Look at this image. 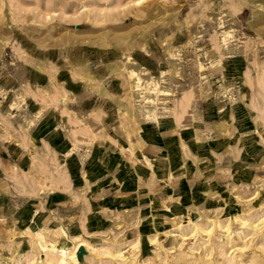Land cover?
<instances>
[{
  "label": "rangeland",
  "instance_id": "obj_1",
  "mask_svg": "<svg viewBox=\"0 0 264 264\" xmlns=\"http://www.w3.org/2000/svg\"><path fill=\"white\" fill-rule=\"evenodd\" d=\"M142 67L137 87L129 74ZM151 78L169 93H148ZM235 110L251 119L254 140L264 138V0H0V136L48 118L68 133L130 142L145 122L180 116L189 129L204 125L230 137L232 124L241 132ZM204 117L215 121L206 124ZM222 155L216 145V158ZM222 161L216 160V178L227 179ZM246 161L259 163L254 155ZM254 168L239 172L244 183L220 185L227 193L216 191L206 196L209 203L193 202L157 226L129 212L60 220L48 212L47 219L21 221L4 209L11 195L0 190V250L9 257L0 264H48L41 262L45 255L58 260L57 241L72 253L69 264H264V177L250 173L264 167ZM237 214L252 224L235 221ZM193 221L214 233L194 235ZM43 227L54 232L50 244L37 243L29 231ZM109 234L118 242L105 240ZM109 248L126 259L104 254Z\"/></svg>",
  "mask_w": 264,
  "mask_h": 264
},
{
  "label": "crops",
  "instance_id": "obj_2",
  "mask_svg": "<svg viewBox=\"0 0 264 264\" xmlns=\"http://www.w3.org/2000/svg\"><path fill=\"white\" fill-rule=\"evenodd\" d=\"M235 111L241 132L232 130V124L231 138L214 135L204 125L189 129L180 116L145 122L130 142L125 136L94 140L86 131L68 133L48 125V118L34 119L30 130L11 129L0 136V190L11 195L5 193L4 209L17 212L21 221L47 219L48 212L59 220L129 212L157 226L182 216L193 202L200 207L209 203L206 196L227 193L220 185L242 184L247 169L264 167V138L257 135L254 140L248 116ZM216 145L221 158H216ZM252 155L258 165L246 161ZM217 159H223L220 168L229 172L227 179L216 178ZM253 171L251 178L264 177V171Z\"/></svg>",
  "mask_w": 264,
  "mask_h": 264
},
{
  "label": "bare ground",
  "instance_id": "obj_3",
  "mask_svg": "<svg viewBox=\"0 0 264 264\" xmlns=\"http://www.w3.org/2000/svg\"><path fill=\"white\" fill-rule=\"evenodd\" d=\"M191 22V21H190ZM187 23V22H186ZM226 24V23H225ZM222 25H223V23H222ZM222 27V26H221ZM217 30H219V29H217ZM191 32V31H190ZM191 34V33H190ZM220 36V35H219ZM223 36H224V34H223ZM229 38V37H228ZM223 40H225L224 38H222ZM232 40V39H231ZM227 43V42H226ZM225 48V47H224ZM223 51V50H222ZM226 51V50H225ZM224 55V54H223ZM133 61V60H132ZM222 61V60H221ZM221 65H222V63H221ZM116 68V67H115ZM138 68V67H137ZM127 69V68H126ZM217 71V70H216ZM146 72H148V70L146 71ZM129 75H131V77H132V80H133V82H134V85L135 86H137V87H143L142 85H143V76L145 75V71H144V67H142V68H139V69H131L130 70V74ZM148 77V76H147ZM87 78V80L88 81H93V77H91V76H87L86 77ZM160 78V77H159ZM158 79V78H157ZM164 79V78H163ZM131 84V83H130ZM101 87V86H100ZM145 87H147L146 88V90H147V92L148 93H152L151 92V90H154V91H156L157 92V90H158V92L160 93V94H166V92L167 93H169V89H167V88H165L164 87V85L163 86H160L159 85V81L158 80H155V78H151V79H148V80H146V86H144V88ZM16 90H18V89H16ZM16 92V91H15ZM14 92V93H15ZM20 92V91H19ZM147 92H145V93H147ZM22 93V92H21ZM17 94H19V93H17ZM16 94V95H17ZM144 94V93H143ZM148 95V94H147ZM144 97V96H143ZM146 97V96H145ZM148 97V96H147ZM146 97V98H147ZM158 98V97H157ZM14 99V98H13ZM151 99V98H150ZM149 99V100H150ZM156 100V99H155ZM164 100V99H163ZM162 101V100H161ZM165 101V100H164ZM17 102V101H16ZM151 102V101H150ZM156 110V109H155ZM127 113H128V116H130V117H132V116H134V112H133V110H130V109H128V111H127ZM156 113V112H155ZM151 116H153V114L151 113ZM222 124V123H221ZM221 124H219V126L221 125ZM224 125V124H223ZM219 126H217V127H219ZM221 127H224V126H221ZM221 129V128H220ZM222 130H224V129H222ZM228 159V158H227ZM230 159V158H229ZM231 160H233V159H231ZM230 163V161L229 162H227V164H229ZM231 163H232V161H231ZM240 207H241V209H242V211L245 213V215H247V210H246V208H244V203H242V202H240ZM70 215V214H69ZM209 217V220L210 221H213L214 220V214L212 213H210V215L208 216ZM234 220L235 221H237V222H240L241 224H243L244 226H248V225H251L252 223H250V220H248L247 218H244V217H242V216H240L239 214H237L235 217H234ZM217 222H218V220H217ZM193 223H194V235H197V234H203V235H210L211 233H212V231H213V227L212 226H210V227H204V226H202V224H199V222H196V221H193ZM256 223V222H255ZM255 225V224H254ZM221 228H224V229H226V230H229V228H230V225H228V226H224V225H219ZM255 226H257V225H255ZM16 227V226H15ZM216 227H217V224H216ZM252 227H253V225H252ZM218 228V227H217ZM30 232H31V235H33L35 238H36V241H37V243L38 242H43V243H46V244H50V242L52 241V239H50L49 238V236H50V234L51 233H54L53 231H52V229L51 228H49V227H43L41 230H38V231H32V230H29ZM10 232H12V231H10ZM164 233H166V232H164ZM213 233H214V231H213ZM124 234V233H123ZM123 234H121V235H123ZM171 236H173V234H171ZM10 237H12V235H10ZM119 237V236H118ZM120 237H122V236H120ZM119 237V238H120ZM183 237V240L185 241L187 238H186V236L185 235H183L182 236ZM104 238H105V240H107V241H109V242H112V243H117L118 241H116V239L115 238H112L111 237V235L109 234V235H106V236H104ZM2 241L5 243L6 242V238L5 237H3V239H2ZM57 241V240H56ZM158 241V238H154V239H151V243H155V242H157ZM59 242V243H58ZM6 244V243H5ZM4 247H5V245H3ZM2 246V247H3ZM52 246H56L55 247V250L56 251H58L59 253H60V256H59V259L57 260H54L53 258H50V257H48L47 255H45V258L43 259V258H41L42 256H40L39 258H41V262H43V261H45L46 263H48V264H69L68 263V261L73 257L72 256V253L71 252H68V246H67V244H65V243H61V241H57V242H55L54 244H52ZM106 249H108V248H106ZM111 248H109V250H105V253L104 254H106V255H112V256H115V257H118V258H122V259H126V257H125V252H119V253H116V254H114L113 252H112V250H110ZM127 252V251H126ZM7 254L8 253H6V251H5V249H1L0 250V259H6V258H9L8 256H7ZM120 261V260H119ZM39 261H38V259L37 260H33V261H31L29 264H36V263H38ZM120 262H122V260L120 261ZM120 264V263H119Z\"/></svg>",
  "mask_w": 264,
  "mask_h": 264
}]
</instances>
